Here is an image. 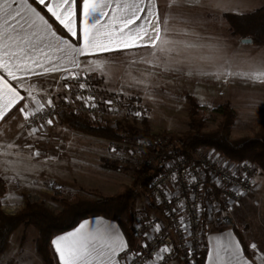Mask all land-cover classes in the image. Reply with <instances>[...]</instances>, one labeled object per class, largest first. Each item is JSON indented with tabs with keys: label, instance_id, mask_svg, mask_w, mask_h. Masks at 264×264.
<instances>
[{
	"label": "rangeland",
	"instance_id": "obj_1",
	"mask_svg": "<svg viewBox=\"0 0 264 264\" xmlns=\"http://www.w3.org/2000/svg\"><path fill=\"white\" fill-rule=\"evenodd\" d=\"M262 5L264 0H191V3H184L175 9L169 8L168 22L164 26L173 36L169 48L164 43L166 51H158L153 57L142 59L134 54L127 58L110 55V61L101 67L105 72V80L110 85V89L105 92L116 94L124 104L130 98L142 101L147 109L144 119L153 135L163 133L176 137L188 130V96L194 97L200 104V113L207 128L212 129L219 124L220 106L228 103L236 112L232 137L250 134L264 125V83L227 73L246 72L264 65V46L259 47L232 36L222 14L246 13ZM144 119L139 120L125 113L120 122L125 126L143 128ZM65 127L60 121L51 125V128L56 129ZM36 138L32 136L28 142L35 146L39 143L45 146L60 143L82 146L81 149L77 148V152L69 148L56 152L61 158L54 166H61L59 170L63 169V173H75L74 179L71 181L69 176L62 179L47 175L41 178L43 182L24 185L19 188L21 196L15 199V205H11L9 200L2 201L5 193L1 197V208L6 214L18 212L28 202L42 203L48 210L57 213L62 209L59 197L71 198L79 194L98 198L100 195H112L134 180L131 169L118 163L116 167L110 164L113 161L110 158L113 151L109 140L113 139L94 136L93 140L85 138L79 141L82 143L80 144L71 141L72 138L67 135H51L44 140ZM91 143L95 151L93 156L87 157L91 151L87 153L85 147ZM201 148L206 152L213 151L206 147ZM73 164H76V168H66ZM52 181L55 183L50 184ZM16 186L9 184V190H6L9 196L16 193ZM255 187L264 191V176L258 169ZM19 189L17 188V193ZM58 189L60 193H55ZM247 203L240 208L246 214L243 213L244 222L250 221V201ZM259 203L260 205L254 207L261 210L264 205L261 200ZM136 211L150 216L160 215L147 192L140 193ZM37 237L38 232L33 225L22 224L11 235L9 246L0 255V264L5 255L18 261L17 254L25 259L29 258L28 264H44L36 252Z\"/></svg>",
	"mask_w": 264,
	"mask_h": 264
},
{
	"label": "built area",
	"instance_id": "obj_2",
	"mask_svg": "<svg viewBox=\"0 0 264 264\" xmlns=\"http://www.w3.org/2000/svg\"><path fill=\"white\" fill-rule=\"evenodd\" d=\"M67 77L69 72L64 75ZM64 81L67 85L64 97L53 101L51 106L45 105L43 119L36 116L25 122L27 129L38 128L65 110L111 125L118 124L125 113L139 120L147 114L138 98H130L124 104L116 94H100L94 88L91 75L79 73L78 79ZM109 143L113 151L110 158L120 166L154 172L149 195L160 213L159 216L137 213L133 229L140 240L137 246H129L119 254L120 264H168L175 258L183 264H199L205 246L204 219L215 218L255 188L257 168L249 160H228L202 148L186 154L170 134L109 140ZM165 246L169 252L160 253ZM158 253L163 260L157 259Z\"/></svg>",
	"mask_w": 264,
	"mask_h": 264
},
{
	"label": "crops",
	"instance_id": "obj_3",
	"mask_svg": "<svg viewBox=\"0 0 264 264\" xmlns=\"http://www.w3.org/2000/svg\"><path fill=\"white\" fill-rule=\"evenodd\" d=\"M47 2H51V0H46V3ZM157 4L162 15L166 18V23H167L168 22L167 12L169 11V8L167 7L166 0H162V1L157 0ZM29 5L35 8L38 12H40L41 15L45 16V19H47L49 23L52 24L53 26L52 31H55L58 37H60L62 40L69 41V43L73 46L76 47L82 46L85 28H87L89 31L92 32L95 31V29L91 27L90 22L87 24L83 22V18L81 16L82 0H77V4L74 6V11L76 15L72 18V22L69 24V28H71L72 31L77 33L75 37H73L71 35V32L63 25H61L59 21L55 19V17H52L50 13H47L46 7L44 5H40L37 2V0H29ZM54 10L58 11L63 18V9H54ZM109 12H111V10H109ZM102 23L108 24V28L102 29V31L108 32L110 33V35L99 37L98 43L107 45L109 50L108 51L97 50L92 55H84L78 57L79 61H81L79 68H73L70 64L67 63H64L62 65L63 67L70 68L71 71L91 75L93 77L94 88L100 94L106 93L105 90L110 89L109 88L110 85L105 80V74H104L105 72L103 71V69L101 70V67L107 61H110V55L113 56V52L121 51L120 54L114 55L116 57L127 58L130 57V55L134 54L135 56H139V58L142 59L143 57H153L154 55H151L150 53L155 51L153 49H145V48L124 49L122 40H125L128 43H131V41L127 40V37H123L122 34H120L118 31L115 30L120 27L119 23L113 24L111 21H109L108 17H105ZM137 23H139V21ZM165 24L162 25L161 38L163 41H165L166 45L169 48L170 45L169 43L171 42L170 40H172L173 36L167 32V29L164 27ZM63 32H65L66 34H64ZM2 43L4 42L0 41V44ZM50 54L53 56V60H55L57 64H61V61L58 59V57L62 55L61 53L57 52ZM41 59L43 60V57H41ZM88 61L98 62L100 67H96L95 64L85 63ZM5 63H7L8 65L7 68L3 67ZM17 63L18 62L15 60H9L7 57L3 55V51H0V75H2L4 79L7 80L8 83L13 88L16 89L17 92H19L20 96L25 97L24 100L17 99V101L10 107L8 111L9 113L10 111H12V109L14 110L13 115L15 116V119L8 120L5 118L6 122L0 121V135L3 136L4 140L9 142L15 140L16 143L19 144H24L25 142L31 144V142L30 143L28 142L31 141L32 138V136H28V132L30 130L27 129L26 126H24L23 128L19 127V123L25 124V122L23 120V116L19 114L18 108L21 105H25L28 109H34L35 105L32 99L33 96L36 98V100L42 103H45L49 99L52 102L61 100L66 92V87H65L66 84L63 78L64 75L67 73V71H57L51 74H45L43 76H36L30 72L19 70L16 67ZM45 66L50 67L51 65L47 61H45ZM30 67L35 69V72L37 73L42 71L41 69L36 68L35 65L30 64ZM9 69L17 76L16 80H13L12 76L8 74ZM140 70L142 71V69ZM10 99H12L11 94L9 93L5 95L3 84L2 82H0V106H2ZM45 105L47 104L45 103ZM52 121H53L52 124H54L56 122H59L60 118L56 117L52 119ZM51 125H48L45 122L43 129H41L35 135H33L34 138L37 137L36 139L38 140H44L47 136L50 137L51 135L55 137L58 135H67L72 138L71 141L74 140L77 141L78 143H80L79 141L85 140V138H90V140L94 139L93 135L75 131L69 128L68 126H66L65 124H64L66 126L65 129L51 128ZM32 146L33 149L39 151L40 155L38 157H32L31 159H29V153L33 149L21 148L19 150H16L18 151L19 155H14L13 157H11V159L16 160L15 165H13L11 168H9L8 166L0 167V176L3 177L7 183V191L9 190L8 186L10 183L17 185L15 189L17 193V188L19 189L24 185H29L32 183L43 182L41 181V178L46 177L47 175L59 176L62 179L63 177L69 176L71 177V181H73L74 179L73 177L75 176V173L67 172L68 174L67 175L66 172L63 173L64 171H62L63 170L62 168H60L62 169L61 171L59 170V167L61 166L59 167L54 166L56 161L60 160L61 158L59 154H57L56 152L65 151L67 150L66 148H69L72 151L77 152V148L81 149L82 147L81 145L71 146L70 143L69 144L60 143L59 145H55V146H45L44 144L39 143L37 146L35 145ZM85 148L87 153L89 150L92 152V153L91 152L88 153L87 157L93 156L92 154L95 151L93 143L87 144ZM75 165L76 164H73L66 168H71V169L76 168ZM53 169H58V170L53 171ZM50 170L52 172H50ZM54 183L55 182L52 181L50 184H54ZM257 189L258 187H255V191L246 195L244 198L241 199V201L239 200L235 204H232L230 208L228 209L225 208L221 210L220 213H218V215L215 218L204 219L205 246H206L204 264H229V254L231 252V248L228 251H225L223 247V245L227 244L226 237L229 236L234 238V242L239 241L241 247V251L239 254L242 260H247L248 264H264V262L255 260L254 256L252 255L254 250H252L250 247L252 243H255L257 244V248H258L257 254H264V206L262 207L261 210L257 209V207H254L260 205L259 203L260 200L264 205V191H259ZM46 192L49 191L46 190ZM16 193L14 192V195L9 196L8 192H6V194L2 197V201L9 200V203H11V205H15V199L21 196L20 189L18 190L17 193L18 195H16ZM55 193H60V190L58 189ZM249 201H250V221L244 222L243 215L245 213L244 210H240V208H242L245 205V202L247 203ZM235 224H241L247 229L248 237L246 238V241L242 242L238 237V235L236 234V232L234 231ZM81 225L85 226L84 229L81 230L82 234L96 233V231L100 229L105 232L106 234L105 239L109 244H112L113 241H115L116 253L115 256L112 257L111 264H120V260L118 256L125 248L130 246L128 238L125 232L123 231V228L117 221L107 219L102 216H94L82 220L73 229L54 236L52 242L53 240H56L58 237L69 236L70 233H76L77 229H80ZM75 239H77V237H69V239L64 242V245L66 247H70ZM139 240L140 239L137 236H135L134 238L135 245L132 247L137 246ZM121 244L125 246L119 247L118 245ZM52 249L57 264H61V261L58 257L57 252L55 251L53 243H52ZM105 251L108 250L105 249ZM17 256H18V261H15L13 259L11 260L10 255H5L2 264L29 263L28 260L29 258L25 259L19 257V254H17ZM37 264H40V262H38ZM92 264H97V261L93 260ZM100 264H107V261H105L104 258H101ZM168 264H183V263L181 259L175 258L169 261Z\"/></svg>",
	"mask_w": 264,
	"mask_h": 264
},
{
	"label": "snow or ice",
	"instance_id": "obj_4",
	"mask_svg": "<svg viewBox=\"0 0 264 264\" xmlns=\"http://www.w3.org/2000/svg\"><path fill=\"white\" fill-rule=\"evenodd\" d=\"M37 2L40 5H44L47 13H50L61 25L67 28L73 37L77 35L76 32L69 28L72 18L76 15L74 6L77 4V0H51V2L47 3L46 0H37ZM166 2L168 8L175 9L184 3H191V0H166ZM54 9H63V18ZM81 16L83 22L85 24L90 22L91 27L95 31L92 32L85 28L83 44L76 47L71 45L69 41L58 37L56 32L52 31V24L45 19L44 15H41L40 12L29 5V0H0V41L4 42L0 44V51H3V55L9 60L17 61L16 67L21 71H27L36 76H43L57 71H67L69 72V77L67 78L78 79L79 73H73L70 68L62 65L67 63L73 68H79L81 61H79L78 57L92 55L97 50H109L107 45L98 43L99 37L110 35V33L102 31V29L108 28L107 23H102L105 17H108L113 24L119 23L120 27L115 30L131 41V43H128L122 40L124 49L145 48L155 50L150 53L151 55H155L156 51H166L164 47L165 41L161 38L162 25L166 23V18L162 15L157 0H82ZM138 21L139 23H137ZM57 52L62 54L58 57L61 64H57L50 54ZM41 57H43V60ZM45 61L51 66L46 67ZM85 63L95 64L96 67H100L98 62L88 61ZM30 64L35 65L36 68L42 71L39 73L35 72V69L31 68ZM3 67L7 68V63ZM8 74L12 76L13 80L17 79L15 73L11 72L10 69ZM227 74L240 76L253 82L264 83V65L252 68L246 72H228ZM0 82L3 84L5 95L10 93L12 96V99L0 106V121H5L10 107L17 99L24 100L25 97L20 96L19 92L2 75H0ZM80 87L83 88L84 85L81 84ZM32 99L35 105L34 109H28L25 105H21L18 108L19 114L23 116V120L26 123L34 120L36 116H40L43 119L45 103L48 106L52 105L50 99L45 103L36 100L34 96ZM89 99L94 98L89 97ZM107 103H111V101H107ZM136 115H140V113H136ZM7 119H15V116H7ZM52 123L51 119L46 121L48 125ZM24 126V123H19V127L23 128ZM43 127L44 124H41L39 128L32 127L28 132V136L35 135ZM21 148L33 149V146L26 142L19 144L15 140L9 142L0 135V167L8 166L11 168L15 165L16 160L11 159V157L19 155L16 150ZM39 155V151L33 149L29 153V159ZM180 207H183V205L181 204ZM181 223H183V218H181ZM84 227V225H81L76 233H70L69 236H61L53 240L52 243L61 264H92L93 260L100 264L101 258H104L107 264H111L112 257L116 253L115 241L109 244L105 239V232L100 229L96 233L82 234L81 230ZM156 229H159V225H156ZM69 237H77V239L73 241L70 247H66L64 242ZM226 240L227 244L223 245L225 251L231 248L229 264H248V261L242 260L239 254L241 251L239 241L234 242V238L231 236L226 237ZM118 246L124 247L125 245L121 244ZM250 247L254 250L252 255L255 260L264 262V254H257V244L252 243ZM105 249L108 251H105ZM169 250V247L165 246L159 252L166 253ZM157 259L163 260L164 257L158 253Z\"/></svg>",
	"mask_w": 264,
	"mask_h": 264
},
{
	"label": "trees",
	"instance_id": "obj_5",
	"mask_svg": "<svg viewBox=\"0 0 264 264\" xmlns=\"http://www.w3.org/2000/svg\"><path fill=\"white\" fill-rule=\"evenodd\" d=\"M222 15L232 36L251 39L252 44L264 46V5L246 13L225 12ZM120 53L121 51H115L113 55ZM188 99L189 128L180 136L173 137L182 151L187 154L206 147L228 160H249L264 176V125L250 134L232 137L231 131L236 112L230 104L225 103L220 106L221 120L216 127L209 129L200 113V104L192 96H188ZM13 114L12 109L7 116ZM59 118L62 123L75 131L107 139L122 140L153 136L146 119H144V127L138 128L134 125L125 126L121 122L116 125L98 123L72 110L63 111ZM110 162L111 165L118 166L117 162ZM132 171L133 182L122 187L115 194L100 195L98 198L79 194L71 198L59 197L62 209L57 213L48 210L42 203L28 202L18 212L6 214L1 208V197L6 193L7 186L5 179L0 176V255L9 246L10 237L18 227L22 224L33 225L38 232L35 246L37 254L44 264H57L52 249L53 237L73 229L82 220L94 216L117 221L123 228L130 246H134L136 235L133 224L136 221L137 200L141 192L149 193V183L154 172L149 169ZM234 231L242 242L246 241L248 231L243 225L235 224ZM205 254L206 246L201 253L199 264H204Z\"/></svg>",
	"mask_w": 264,
	"mask_h": 264
},
{
	"label": "water",
	"instance_id": "obj_6",
	"mask_svg": "<svg viewBox=\"0 0 264 264\" xmlns=\"http://www.w3.org/2000/svg\"><path fill=\"white\" fill-rule=\"evenodd\" d=\"M244 42H251V39H243Z\"/></svg>",
	"mask_w": 264,
	"mask_h": 264
}]
</instances>
